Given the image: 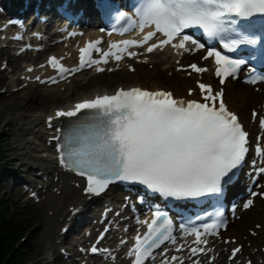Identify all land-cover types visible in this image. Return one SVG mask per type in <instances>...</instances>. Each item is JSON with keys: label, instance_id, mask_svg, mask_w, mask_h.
Returning a JSON list of instances; mask_svg holds the SVG:
<instances>
[{"label": "snow or ice", "instance_id": "snow-or-ice-1", "mask_svg": "<svg viewBox=\"0 0 264 264\" xmlns=\"http://www.w3.org/2000/svg\"><path fill=\"white\" fill-rule=\"evenodd\" d=\"M135 13L133 19L125 12H118L117 17H127L128 24L109 31L138 27L144 32L147 26H152V30L144 32L142 39L113 41L107 50L99 46V40H89L79 49L78 66H67L55 55L49 56L48 63L57 70L60 78H64L93 64L97 65L98 71H104L100 66L102 63L106 64L109 58L121 60V54L131 45H146L149 53L157 47L171 45L188 52L205 49L203 59L214 57L215 74L221 83L238 75L244 66L255 75L250 82L264 80V72L256 73L257 64L264 66V0H141ZM192 28L202 31L206 40L202 42L186 31ZM158 33L163 34L162 38L150 42ZM127 55L138 54L128 51ZM181 67L201 73L207 68L196 62ZM35 79L41 78L36 76ZM49 79L52 78L45 77V80ZM197 83L203 100L173 98L172 93L164 89L152 91L133 86L79 100L67 110L56 109V117L72 118L66 127L57 128L58 135L54 138L60 165L85 178V193L98 194L113 181H125L139 182L163 198L200 197L219 202L225 185L233 179L250 151V133L237 113L225 104L223 88L215 91L211 84L199 80ZM257 115L253 109V118ZM52 119V116L48 117L49 121ZM259 122L264 128V116L259 117ZM256 153L264 158V147L260 143L256 145ZM252 163L255 165L257 161ZM260 163L264 164V159ZM255 171L264 174V167ZM257 195L264 197V190L251 193L252 197ZM253 203L249 198L244 207ZM149 211L151 222L143 221L147 231L142 235L137 232L135 242L127 251V255L133 257L131 264H145L158 246L165 241H175L173 220L163 206L150 205ZM203 215L209 216L207 212ZM215 217L210 218V223L180 225L182 234L195 235L190 248L191 255L197 257L193 264H202L197 254L209 252L207 247L197 246L209 243L203 237L218 235L222 226L227 227L220 210L215 212ZM106 232L107 228L97 239L103 238ZM234 239L225 238L226 241ZM126 240L127 237L120 243L124 244ZM184 247L185 244H180L177 249ZM241 248V245L233 248L229 259ZM90 251L109 250L100 249L94 243ZM167 252L164 248V253ZM168 261L165 255L163 264ZM171 261L182 264L177 255H172Z\"/></svg>", "mask_w": 264, "mask_h": 264}, {"label": "rangeland", "instance_id": "rangeland-1", "mask_svg": "<svg viewBox=\"0 0 264 264\" xmlns=\"http://www.w3.org/2000/svg\"><path fill=\"white\" fill-rule=\"evenodd\" d=\"M29 96L30 95H28V94H20V95L14 97L12 99H9V100L4 99L5 101H1V103H5L6 102V103H11L12 105L13 104H15V105H13V107H12V106H9V105L8 106H4L3 104H0V132L3 129H5L6 132L8 131V127L3 125V121H4L5 116H6L7 113H18L19 111H24V110L33 111L36 108L43 106L44 101H43V104L41 106H38V104L34 105V103H32V101H31L32 100L31 97H29ZM17 98H18V100H15ZM14 102H16V103H14ZM40 102H42V101H40ZM40 102H39V104H40ZM44 106H50V105L45 104ZM19 109H24V110H19ZM9 132H7L8 134H7V136H5V139L3 141V142H6L7 149H10V147H13L15 144L18 143V141H20L19 145L23 144L21 142L22 139H23L22 138L23 134H22L21 130H19L17 127H13V128H10ZM16 153H21V151H17ZM12 156H13V154H12ZM34 229H32V231ZM38 232H39L40 237H41L39 239V243H41L42 242L41 239L44 240L45 237H46L47 228L44 227V226L39 227ZM39 249H40V246H39Z\"/></svg>", "mask_w": 264, "mask_h": 264}, {"label": "bare ground", "instance_id": "bare-ground-1", "mask_svg": "<svg viewBox=\"0 0 264 264\" xmlns=\"http://www.w3.org/2000/svg\"><path fill=\"white\" fill-rule=\"evenodd\" d=\"M239 102H240V101L237 100L236 98H232V99H230V103L236 105L237 107H239V105H238ZM8 104H9V103H8ZM37 118H38V117L34 116L33 118H31V119H29V120L34 121V120H36ZM13 119H16V120H18V121L21 120V119H19V118H15L14 116H10V117L7 119V123H13V122H14ZM65 189H68L70 193H74L76 196L78 195L77 189H76L75 187H73V186H70V187L65 186ZM69 192H65V194L63 195V198H64V199L66 198V196H67L68 194H70ZM250 217H252V219H256V218H257V216H256V214H255L254 211H252V212L250 213ZM248 223H249L248 218L242 219L241 221H239V222L236 223V226H234V231H237V232H239V231H243V232L247 233L246 230H245V228H246V226H247ZM263 236H264V226H263V229L261 230V233L258 235V240H261V238H262Z\"/></svg>", "mask_w": 264, "mask_h": 264}, {"label": "trees", "instance_id": "trees-1", "mask_svg": "<svg viewBox=\"0 0 264 264\" xmlns=\"http://www.w3.org/2000/svg\"><path fill=\"white\" fill-rule=\"evenodd\" d=\"M7 235V230L0 228V264H12L13 257L4 261L10 246Z\"/></svg>", "mask_w": 264, "mask_h": 264}]
</instances>
